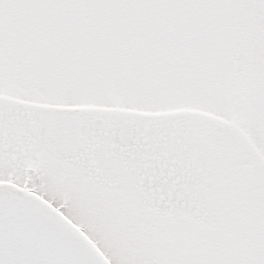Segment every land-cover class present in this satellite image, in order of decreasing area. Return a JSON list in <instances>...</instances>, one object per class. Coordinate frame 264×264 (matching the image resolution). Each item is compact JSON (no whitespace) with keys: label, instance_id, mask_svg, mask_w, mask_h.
I'll list each match as a JSON object with an SVG mask.
<instances>
[{"label":"snow or ice","instance_id":"snow-or-ice-1","mask_svg":"<svg viewBox=\"0 0 264 264\" xmlns=\"http://www.w3.org/2000/svg\"><path fill=\"white\" fill-rule=\"evenodd\" d=\"M0 264H264V0H0Z\"/></svg>","mask_w":264,"mask_h":264}]
</instances>
